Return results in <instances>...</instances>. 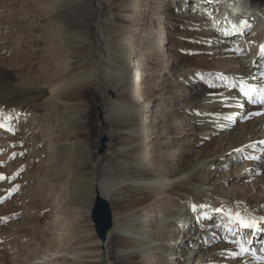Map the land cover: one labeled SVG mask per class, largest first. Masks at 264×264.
<instances>
[{"label": "rangeland", "instance_id": "1", "mask_svg": "<svg viewBox=\"0 0 264 264\" xmlns=\"http://www.w3.org/2000/svg\"><path fill=\"white\" fill-rule=\"evenodd\" d=\"M142 1L0 0V48L5 47L0 51L2 57L18 58L19 51L24 49L31 53V58L36 62L33 68L37 69V76L42 75V69L38 71L37 65L40 62L45 64L49 73L65 67L64 71H76L97 66L99 72H105L104 80L95 78L91 81L79 99L69 102L71 105L50 97L49 83L40 77L30 89L37 97L25 116L9 124V128L0 126V175L6 177L0 179V256L6 255L13 261L7 264H66L65 259H73L67 253L68 249L80 245L84 236L91 233L89 229L97 236L91 218L93 196L90 197L89 207H80L76 201L82 196L80 191L89 188V180L102 178L104 167L109 162H117V176L128 171L135 174L146 170L152 173L151 177L172 176L170 169L160 170L163 166L167 167L168 162L157 160L159 152L164 153L157 149L160 144H167L169 139L176 142L171 136L179 137L177 146L180 147L192 139L193 149L187 155L188 161L181 160V150L168 158L185 168L202 158L209 143L218 146L219 131L209 130V134L203 136L193 119L195 114L187 111V106L197 98L217 95L237 97L236 79L232 75L227 80H219L218 75L205 70L224 67L228 61L215 56L210 41L204 39V25L208 22L196 20L194 14L200 15V12L193 7L177 10L171 0L150 2L146 16L150 18L149 24L156 33L157 42H153V35L152 39L144 38L141 41L144 42L141 46L146 51L145 62L150 71L147 96L151 97L150 103L154 105L150 107L152 111L140 112L136 127L141 126L145 117L154 110L158 136L153 134L146 137L145 130L144 134L134 136L119 135L118 125L107 118L109 107L131 103V84L130 87L110 90L105 82L112 81L117 68L130 64L135 55L130 48ZM83 4L85 9L80 8ZM11 8L18 10L16 22L7 26L8 22L4 23L2 18L5 13L9 14ZM27 18L32 20L28 19L26 23ZM85 20L88 21L86 26L81 24ZM12 28H17L14 34L9 32ZM165 34L169 35V43L164 42ZM246 54L249 51L246 50ZM200 55L205 57L206 63L197 67ZM161 58L162 62L159 63ZM231 58L237 57L231 55ZM194 66L200 69L195 78L180 75ZM155 97L156 101L153 100ZM134 110H129L131 115L139 112L137 108ZM247 110L251 111V108ZM251 115L254 116H244L241 122L250 123L253 120ZM165 118H168V122L163 124L162 119ZM104 136L107 137L106 147L100 153V140ZM133 141L138 144L137 167L131 166L124 151L121 160L116 156L119 146H127ZM248 159L239 157L230 167L222 169L223 175H213L211 182L215 184L221 176H232L237 171L248 170L247 177L227 185L226 189H231L234 184L245 186L258 199H263L264 184L257 177H263L264 172L258 174L255 170L264 163L259 159L253 160L249 163L252 167L247 169ZM203 180L205 175L202 174L198 183ZM118 188L120 193L117 198L120 197V200L111 196L109 199L113 216L139 207L131 191H121L125 189L122 186ZM154 208L158 210L157 206ZM161 217L160 212L157 215L156 212L144 215L145 219L152 218L156 223ZM196 220V216L192 217L190 224H195ZM55 222L60 228L54 226ZM180 222L176 223L175 229L181 228ZM148 228L150 226L145 225L143 229L151 233ZM60 233L74 234L77 238L71 243L59 244L56 237ZM262 234L264 236V231ZM111 237L109 231L106 241L100 240L99 248L95 247L93 254L88 253L81 260L109 264L105 259L106 252L109 246L116 245V240ZM253 239L254 242H251ZM256 239L258 243H255ZM251 241L247 247H242L240 244L233 246L232 241L228 240L231 250L218 256V264H264V238L255 236L251 237ZM169 242L174 244V239ZM241 248L247 251L241 254ZM175 251L176 248L172 254H168V264H177ZM155 254L167 255L163 251ZM156 260L164 264L160 259Z\"/></svg>", "mask_w": 264, "mask_h": 264}, {"label": "bare ground", "instance_id": "2", "mask_svg": "<svg viewBox=\"0 0 264 264\" xmlns=\"http://www.w3.org/2000/svg\"><path fill=\"white\" fill-rule=\"evenodd\" d=\"M151 1L143 0L141 3L139 19L130 48L131 52L135 53L133 59L130 64L117 68L112 81L105 82L110 90L130 87V84L132 87L130 104H114V106L109 107L107 118L118 125L117 133L119 135L134 136L135 134H144L143 130H145L146 137L153 134L156 137L159 132L154 125L156 116L154 110L145 117L141 126L136 127V119L140 116V112L152 111L150 107L154 105L150 103L151 97L147 96L146 88L150 71L145 62L146 51L141 46L144 43L141 41L144 38L150 40L151 35H153V39L151 38L153 42H157L156 33L154 34L155 31L149 24L150 18L146 16ZM227 1L171 0L172 5H175L177 10L183 7H193L200 12L201 16L194 14L196 20L208 22L204 25L206 28L203 33L204 39L208 38L210 41L215 56L220 57L222 61H228L224 67L205 70L218 75L217 79L219 80H227L232 75L236 79L237 97L229 98L217 95L211 98H197L187 106V111L195 114L193 119L199 125L203 136L208 135L209 130L211 132L219 131L218 146H211L209 143L202 158L192 165L188 164L189 166L185 168L181 166V163H174L175 161L168 160V158L172 153L181 150V160L188 161L187 155L193 149L191 147L192 139H189L187 145L180 147L177 146L179 137L173 135L171 139L174 138L176 142L173 143L169 139L167 144H160L157 148L164 151L163 154L159 152L157 160L166 161L169 166V168L163 166L160 170L167 171L170 169L173 172L172 176L151 177L152 173L147 170L143 172L134 171L135 174L128 173V171L117 176V162L111 161L104 167V171L102 170L104 173H102L101 179L89 180V188L80 191L82 196H79L80 200L76 201L80 207H89L92 196L95 203L97 194L106 200H109L110 196L120 200V197L117 198L120 193L118 190L120 186L125 188L121 191H131L134 199L138 201L139 207H136L134 211L112 215L113 226L110 231L111 238L116 240V245L109 246V250L106 252L105 259L109 264H152L156 258L164 264H168V254H172L175 248V262L177 264H218L220 263L218 256L229 252L232 247L231 243L233 246L240 244L242 247H247L251 237L264 238L262 231H252L233 222L236 219L235 214L238 213L243 220L258 221L257 228L264 226V222H260V218L264 217V198L258 199V196L250 193L248 187L245 186L234 184V188L226 189L227 185L239 181L242 177H247L248 170L237 171L232 176L230 174L227 177L221 176L215 184L211 182L213 175H223L222 169L226 166L230 167L239 157L249 158L247 169L250 168L249 163L253 160L259 159L260 162L264 163V103L260 102L261 98H264V54H262V46H264V0ZM219 7L223 9L221 13L225 15L241 13L242 30L240 33L243 32V35L238 32L236 34L233 27L225 25L222 28L225 32L227 31L225 35L228 36H224L216 30L215 27L220 28V26L217 25L216 20L213 22L210 20L215 18ZM80 8L85 9L86 7L83 4L80 5ZM9 11V14L8 12L5 13L2 18L4 23L8 22L7 26L16 22L15 14L18 10L11 8ZM28 19L32 20V18H27L26 23L29 22ZM81 24L86 26L88 21H81ZM15 29L17 28H12L9 32L14 34ZM168 36L167 34L163 35L165 43H169ZM3 48L5 47H1L0 51H3L1 50ZM246 50L249 51V54H246ZM30 54L22 49L18 53V58H6L0 55L1 128L4 126L9 128V124L12 125L25 116L26 110L30 108L37 97L30 92V89L40 77L43 78L42 81L49 83L50 97L67 105H71L69 103L71 100L79 99L95 78L104 80L105 72H99L98 66L95 68L84 67L76 71H64L65 67L64 69L59 68L55 73H49L42 62L40 64L37 62L38 71L42 69V75L37 76V69L33 68L35 61ZM231 55H235L237 58H231ZM158 61L159 63L162 62V58ZM205 63V57L203 55L198 56L196 66H203ZM9 70L13 72L10 73ZM166 71L167 69L164 72ZM199 71L200 69L194 66L184 70L180 75L195 78ZM244 92H248L249 95L246 96ZM153 100L156 101L157 98L155 97ZM128 106L131 107L128 108ZM136 108L139 112L131 115L130 113L134 112ZM249 108L251 111L247 110ZM250 114H254V116L251 115L253 120L250 123H242L241 119H244V116H250ZM162 122L166 124L168 118L162 119ZM169 126L172 128V125ZM193 139L196 138L193 137ZM133 143L134 141L127 146H119L116 156L120 159L124 151L128 154V161L131 166L137 167L135 160L139 154L136 149L138 144ZM255 171L258 174L264 172V166L262 165ZM202 174L205 175V180L198 183ZM257 180L264 184V176L257 177ZM155 205L158 210L154 208ZM193 206H195V210ZM151 212H156V215L157 212L162 213L160 221L158 220L159 223H156V220L152 218H144V215L147 216ZM199 212L202 214H198ZM194 216L197 219L196 223L190 224L192 222L190 220ZM178 222L181 223V228L175 229L174 226ZM187 224L188 226H185ZM145 225L150 226L148 229L151 233H147L143 229ZM54 226L60 228L57 222L54 223ZM88 231L91 233L84 236L80 245L68 249L67 253L73 259H65L66 264L102 263L81 260L84 255L93 254L96 250L95 247L99 248L98 246L102 241L97 232L96 236L92 229ZM75 237L74 234L60 233L56 240L59 244H67L71 243ZM171 239H174V244L169 242ZM228 240L232 242L229 243ZM251 242H254V239ZM255 243H258L257 239ZM161 251L167 255L155 254ZM9 262L12 263L13 261L8 256H0V264ZM155 264H159V260H156Z\"/></svg>", "mask_w": 264, "mask_h": 264}, {"label": "water", "instance_id": "3", "mask_svg": "<svg viewBox=\"0 0 264 264\" xmlns=\"http://www.w3.org/2000/svg\"><path fill=\"white\" fill-rule=\"evenodd\" d=\"M106 141V136L102 137V139L100 140V153H103L105 151ZM112 215L113 211L110 201L103 199L99 194H97L95 203L91 211V218L94 223L96 232L103 242L106 241L107 234L113 226Z\"/></svg>", "mask_w": 264, "mask_h": 264}, {"label": "snow or ice", "instance_id": "4", "mask_svg": "<svg viewBox=\"0 0 264 264\" xmlns=\"http://www.w3.org/2000/svg\"><path fill=\"white\" fill-rule=\"evenodd\" d=\"M262 54H264V46H262ZM243 91V89H242ZM244 94L247 96L249 95L248 92H244ZM261 103H264V98H261L260 100ZM6 177H3L2 175H0V179H5ZM194 210H195V206H193ZM236 215V219L233 221L235 223H238L240 226L248 228L252 231H264V228H257V223H259L256 220H251V221H246L240 218L239 214H235ZM260 222H264V217L260 218ZM247 251V249L241 248V254Z\"/></svg>", "mask_w": 264, "mask_h": 264}]
</instances>
